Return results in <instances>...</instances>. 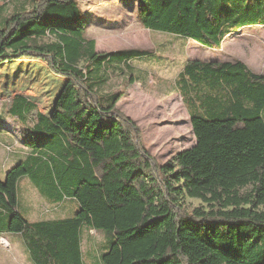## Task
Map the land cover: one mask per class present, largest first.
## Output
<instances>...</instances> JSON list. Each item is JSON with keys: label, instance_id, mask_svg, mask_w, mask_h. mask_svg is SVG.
Listing matches in <instances>:
<instances>
[{"label": "trees", "instance_id": "1", "mask_svg": "<svg viewBox=\"0 0 264 264\" xmlns=\"http://www.w3.org/2000/svg\"><path fill=\"white\" fill-rule=\"evenodd\" d=\"M76 1L31 0L0 27V65L39 60L64 80L49 114L38 111L27 132L41 141L25 142L31 155L0 180V233L20 234L32 264H81L83 224L113 231L103 264H264V77L239 62L187 63L182 77L229 95L201 94V111L190 116L196 144L158 166L115 109L123 94H100L111 71L147 52L96 53ZM137 3L145 29L207 49L234 29L264 25V0ZM9 104L18 120L35 107L22 97ZM22 176L65 189L80 210L68 220L26 221L16 209ZM185 197L208 207L185 213Z\"/></svg>", "mask_w": 264, "mask_h": 264}, {"label": "rangeland", "instance_id": "2", "mask_svg": "<svg viewBox=\"0 0 264 264\" xmlns=\"http://www.w3.org/2000/svg\"><path fill=\"white\" fill-rule=\"evenodd\" d=\"M29 2L31 0H0V27L12 14L24 7L28 10ZM76 2L85 24L84 37L94 41L96 53L147 52L144 57L132 60L129 67L120 66L119 71H111L100 94H123L115 109L133 122L139 145L158 166L196 144L190 116L201 111L200 95L208 92L220 101L229 95L226 88L196 87L187 77H182L187 63L239 62L251 74L264 77V25L234 29L223 38L219 48L207 49L190 39L145 29L139 22L137 0ZM46 42H52L51 38ZM130 78L134 81L132 84ZM63 83V79L39 60L19 59L0 65V180L31 155L33 149L25 146V142L41 141L42 137H37L36 133L29 136L27 132L37 123L38 111L49 114ZM14 97L25 98L35 106L19 120L9 112V101ZM262 115L264 117V110ZM66 195L65 189L57 188L52 182L41 181L35 186L27 176H22L16 183V209L28 222L72 219L80 207ZM200 207L207 209L208 206L196 199L185 197L183 200L185 213ZM4 214L6 223L9 213ZM78 237L80 260L84 258L86 264H90L107 250L114 234L112 230L83 224ZM22 254L0 246V257L9 262L19 261L18 256ZM98 260V264H103Z\"/></svg>", "mask_w": 264, "mask_h": 264}, {"label": "crops", "instance_id": "3", "mask_svg": "<svg viewBox=\"0 0 264 264\" xmlns=\"http://www.w3.org/2000/svg\"><path fill=\"white\" fill-rule=\"evenodd\" d=\"M0 246L4 247L8 251H14L19 254L23 253L22 255L18 256L19 261L9 262L5 258L0 257V264H32L28 258L27 250L25 248V245L23 243V240L20 234L1 232L0 233ZM98 259H100L99 256H97V259L94 262H91L90 264H98V261H99ZM80 261H81V264H86L84 258L81 259ZM87 264L89 263L87 262Z\"/></svg>", "mask_w": 264, "mask_h": 264}, {"label": "built area", "instance_id": "4", "mask_svg": "<svg viewBox=\"0 0 264 264\" xmlns=\"http://www.w3.org/2000/svg\"><path fill=\"white\" fill-rule=\"evenodd\" d=\"M4 245V244H3Z\"/></svg>", "mask_w": 264, "mask_h": 264}]
</instances>
